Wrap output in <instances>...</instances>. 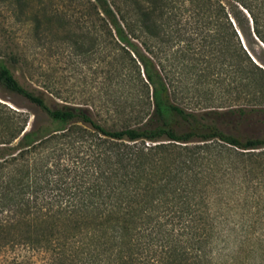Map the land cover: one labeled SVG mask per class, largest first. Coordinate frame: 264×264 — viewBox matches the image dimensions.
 <instances>
[{
  "label": "trees",
  "instance_id": "1",
  "mask_svg": "<svg viewBox=\"0 0 264 264\" xmlns=\"http://www.w3.org/2000/svg\"><path fill=\"white\" fill-rule=\"evenodd\" d=\"M2 11L23 40L55 37L105 64L109 88L96 104L51 105L0 61V88L43 117L0 101V264H235L251 242L264 261V0H0ZM186 84L230 105L183 107ZM222 118L251 131L225 133Z\"/></svg>",
  "mask_w": 264,
  "mask_h": 264
},
{
  "label": "rangeland",
  "instance_id": "2",
  "mask_svg": "<svg viewBox=\"0 0 264 264\" xmlns=\"http://www.w3.org/2000/svg\"><path fill=\"white\" fill-rule=\"evenodd\" d=\"M54 7L60 8L57 2ZM2 19H0V61L14 75L16 81L28 88L36 89L42 92L48 104H85L89 102L97 103L99 100H106L105 91L109 88L107 81L105 64L99 66L92 62L69 56V49L59 44L54 37H48L43 42L36 43L26 41L27 32L18 24L13 23V19H9L7 14L2 11ZM6 32L11 35V42L16 43L20 54L25 59V67L20 68L11 65L8 62L9 47L5 39ZM105 52L103 51L102 54ZM48 86L51 90L50 95L48 89L42 88ZM205 85L197 87L198 93H195L190 84L183 85L182 94L177 95L176 102H181V106L194 111L214 109L223 111L229 106L228 101L221 100L217 96V92L210 96L213 87ZM206 90V92L204 91ZM219 91V89H214ZM180 97L182 99H180ZM181 100V101H180ZM0 101L6 105L20 109L30 116V122L35 118L38 122L43 121V117L33 107L21 98L5 92L0 88ZM109 124V123H107ZM219 127L225 133L232 135H244L251 131L249 126L238 124L233 119L222 118ZM257 128H254L256 130ZM256 134V133H255ZM215 206H219L215 204ZM234 212V211H232ZM253 243L247 244L248 250L239 254L235 264H264L262 261V252L256 248ZM235 243H228L229 251H232ZM218 260V259H217ZM225 258L222 259L224 263ZM219 261V260H218Z\"/></svg>",
  "mask_w": 264,
  "mask_h": 264
}]
</instances>
